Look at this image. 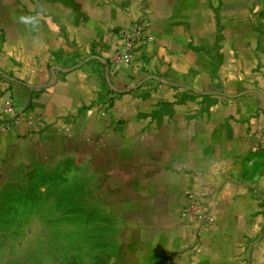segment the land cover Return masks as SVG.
Segmentation results:
<instances>
[{
  "label": "crops",
  "instance_id": "1",
  "mask_svg": "<svg viewBox=\"0 0 264 264\" xmlns=\"http://www.w3.org/2000/svg\"><path fill=\"white\" fill-rule=\"evenodd\" d=\"M42 12L40 37L15 22ZM151 12L153 42L112 64ZM0 190L65 160L120 220L110 264H264V0H0ZM70 133H66V129ZM208 188L214 225L183 216Z\"/></svg>",
  "mask_w": 264,
  "mask_h": 264
},
{
  "label": "rangeland",
  "instance_id": "2",
  "mask_svg": "<svg viewBox=\"0 0 264 264\" xmlns=\"http://www.w3.org/2000/svg\"><path fill=\"white\" fill-rule=\"evenodd\" d=\"M76 161L36 169L0 190V264H110L120 220L94 199Z\"/></svg>",
  "mask_w": 264,
  "mask_h": 264
},
{
  "label": "built area",
  "instance_id": "3",
  "mask_svg": "<svg viewBox=\"0 0 264 264\" xmlns=\"http://www.w3.org/2000/svg\"><path fill=\"white\" fill-rule=\"evenodd\" d=\"M151 12L147 11L139 20L121 31L122 46L110 59L112 64H130L135 55L153 42L150 35L152 22ZM25 123L31 133H43L48 123L41 117H32L22 109L13 99H7L0 113V134L7 133L13 128ZM70 133V129H66ZM189 204L183 211L187 219V226L196 227L197 234L209 231L214 225V200L208 188L192 192L188 196Z\"/></svg>",
  "mask_w": 264,
  "mask_h": 264
},
{
  "label": "clouds",
  "instance_id": "4",
  "mask_svg": "<svg viewBox=\"0 0 264 264\" xmlns=\"http://www.w3.org/2000/svg\"><path fill=\"white\" fill-rule=\"evenodd\" d=\"M42 12H35L29 14H22L15 17V22L23 25L29 34H32V44L34 47H44V41L41 39L39 33L42 27Z\"/></svg>",
  "mask_w": 264,
  "mask_h": 264
}]
</instances>
